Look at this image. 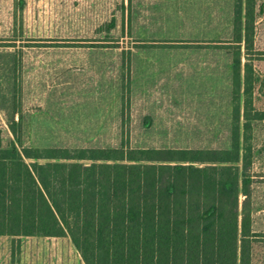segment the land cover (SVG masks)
I'll use <instances>...</instances> for the list:
<instances>
[{"label":"rangeland","instance_id":"1","mask_svg":"<svg viewBox=\"0 0 264 264\" xmlns=\"http://www.w3.org/2000/svg\"><path fill=\"white\" fill-rule=\"evenodd\" d=\"M122 2L0 0L4 146L10 120L21 116L30 148L120 147L123 132L134 149L229 148L232 55L213 46L231 36L234 0ZM255 16L251 55L264 110V0ZM42 40L64 46H37ZM81 40L116 47H65ZM188 41L209 47H182ZM252 141L253 197L262 206L253 213L252 264H264V122Z\"/></svg>","mask_w":264,"mask_h":264},{"label":"trees","instance_id":"2","mask_svg":"<svg viewBox=\"0 0 264 264\" xmlns=\"http://www.w3.org/2000/svg\"><path fill=\"white\" fill-rule=\"evenodd\" d=\"M256 1L234 0L231 36L213 46L232 55L227 149H134L125 132L120 147L30 148L22 117L13 116L7 146L0 131V238L10 239L11 260L23 239L46 238L68 241L73 264H252L260 234L253 213L262 208L253 197L252 139L264 122L251 55ZM47 43L37 46H64ZM84 43L65 47H116ZM193 45L182 47H209Z\"/></svg>","mask_w":264,"mask_h":264},{"label":"crops","instance_id":"3","mask_svg":"<svg viewBox=\"0 0 264 264\" xmlns=\"http://www.w3.org/2000/svg\"><path fill=\"white\" fill-rule=\"evenodd\" d=\"M10 239L0 238V264H58V257L62 258L65 264H69L73 261L72 257L68 253L67 244L68 241L63 239H46V238H26L22 241V255L16 260H11L10 257ZM28 247H32L35 252L32 251V256H27L26 252ZM40 250L38 254L36 249ZM66 249L67 254L58 256V249ZM31 252V251H30ZM72 254V253H71ZM74 262V261H73ZM73 264V263H70Z\"/></svg>","mask_w":264,"mask_h":264}]
</instances>
